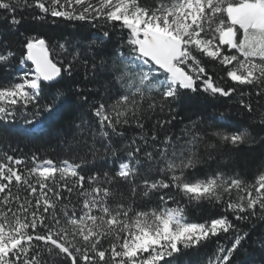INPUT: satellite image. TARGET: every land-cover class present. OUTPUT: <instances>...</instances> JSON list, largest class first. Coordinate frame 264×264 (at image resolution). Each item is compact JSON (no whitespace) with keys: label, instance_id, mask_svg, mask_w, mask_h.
Returning a JSON list of instances; mask_svg holds the SVG:
<instances>
[{"label":"snow or ice","instance_id":"6c2138e0","mask_svg":"<svg viewBox=\"0 0 264 264\" xmlns=\"http://www.w3.org/2000/svg\"><path fill=\"white\" fill-rule=\"evenodd\" d=\"M0 138V264H264V0H0Z\"/></svg>","mask_w":264,"mask_h":264},{"label":"trees","instance_id":"16d2710c","mask_svg":"<svg viewBox=\"0 0 264 264\" xmlns=\"http://www.w3.org/2000/svg\"><path fill=\"white\" fill-rule=\"evenodd\" d=\"M23 31V28L21 29ZM37 34L39 35H46V36H52V35H58L61 31L68 32V33H76L77 31H82L84 34L88 33V29L85 28L83 30H78L74 27H68L65 28L63 24L59 26H52L50 24L45 25L43 28H37L36 29ZM81 75H82V70H81ZM212 103L221 105L219 109H215L212 107L208 108L209 114H211L214 111L217 110H223L225 111L231 119L233 120H245L246 117L244 115L239 114L236 111V105L234 104H229V105H223L221 101H213ZM176 134H179L180 128L179 126L173 130ZM131 135V133H129ZM71 139V137H69ZM19 146L20 149L23 150V153H28L30 151H36L37 148H39V155L41 157L47 155L48 157H56L57 156V151L55 149V142H53L52 147L49 148L47 145L43 144L41 141H35L32 143H29L26 140H8L4 138H0V153L7 151L9 154L12 155H20V152H13L12 148ZM253 155H258V153H255ZM247 156L246 153H242L240 158H239V163L237 165V170L241 173L242 176L246 177L247 179L251 180L253 177V174L256 171V163L253 162V157L252 156H247V159L245 157ZM89 161L91 163L88 165V167H95L98 163H101L100 161H92L91 160V155L89 154L88 156ZM222 211V209L218 208H211V207H206L203 213L201 212H196L192 214L191 218L193 219H200L202 216L207 217L209 215H214L217 212ZM222 243H227L226 241H221ZM216 247L215 243L209 244L206 249H201L199 255H190L187 260H190L192 264H197L198 261H200L202 258H205L206 253H210L212 249ZM195 250H193L194 252Z\"/></svg>","mask_w":264,"mask_h":264}]
</instances>
